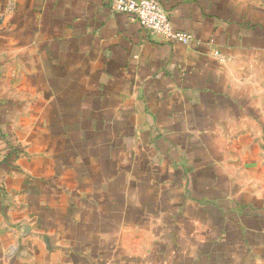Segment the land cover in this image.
<instances>
[{
	"label": "crops",
	"instance_id": "obj_1",
	"mask_svg": "<svg viewBox=\"0 0 264 264\" xmlns=\"http://www.w3.org/2000/svg\"><path fill=\"white\" fill-rule=\"evenodd\" d=\"M0 0V264H264V0Z\"/></svg>",
	"mask_w": 264,
	"mask_h": 264
},
{
	"label": "built area",
	"instance_id": "obj_2",
	"mask_svg": "<svg viewBox=\"0 0 264 264\" xmlns=\"http://www.w3.org/2000/svg\"><path fill=\"white\" fill-rule=\"evenodd\" d=\"M112 13L125 14L130 20L139 23L143 31L162 40L189 44L193 36L173 28L167 11L159 0H103Z\"/></svg>",
	"mask_w": 264,
	"mask_h": 264
}]
</instances>
